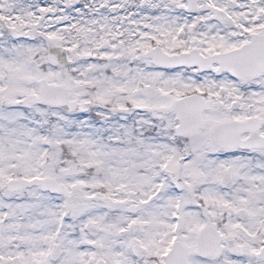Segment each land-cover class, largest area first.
Returning a JSON list of instances; mask_svg holds the SVG:
<instances>
[{
	"label": "snow or ice",
	"instance_id": "snow-or-ice-1",
	"mask_svg": "<svg viewBox=\"0 0 264 264\" xmlns=\"http://www.w3.org/2000/svg\"><path fill=\"white\" fill-rule=\"evenodd\" d=\"M0 264H264V0H0Z\"/></svg>",
	"mask_w": 264,
	"mask_h": 264
}]
</instances>
